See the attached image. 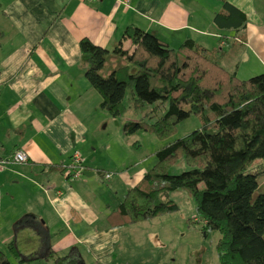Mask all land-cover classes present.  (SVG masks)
Returning <instances> with one entry per match:
<instances>
[{"label":"crops","instance_id":"0c3cea01","mask_svg":"<svg viewBox=\"0 0 264 264\" xmlns=\"http://www.w3.org/2000/svg\"><path fill=\"white\" fill-rule=\"evenodd\" d=\"M204 1L203 8L199 0H0V157L17 150L28 156L0 172V252L9 264H53L56 257H69L65 264H166L136 228L156 218L113 224L127 191L152 166L148 157L105 163L112 144L107 139L101 148L96 132L113 119L84 76L79 42L112 51L133 25L171 48L186 39L222 46L213 23L219 3ZM228 3L246 16V40L222 67L236 77L264 74V0ZM74 152L91 176L66 177ZM103 153L104 161L96 156Z\"/></svg>","mask_w":264,"mask_h":264},{"label":"trees","instance_id":"16d2710c","mask_svg":"<svg viewBox=\"0 0 264 264\" xmlns=\"http://www.w3.org/2000/svg\"><path fill=\"white\" fill-rule=\"evenodd\" d=\"M216 1L219 9L213 23L222 32L219 44L224 47L207 49L186 39L171 48L152 33L129 25L112 51L85 38L79 49L84 76L100 96V108L112 119L126 112L128 90L134 109L154 107L149 113L154 122H125L123 136L142 131L162 140L190 116L201 121L199 129L156 150L155 164L127 191L114 211L113 224L136 225L174 213L178 206L168 196L184 190L196 205L189 222L200 224L204 233L220 234L216 245L220 264H264V192L253 197L264 177V74L240 80L222 67L233 50L237 53L243 47L247 19L228 0ZM161 108L164 112L158 117ZM178 161L187 170L171 175L169 169ZM97 174L104 179L106 173ZM66 175L72 179L69 172ZM7 249L18 256L12 243ZM69 261L56 257L53 264ZM0 264H9L2 252Z\"/></svg>","mask_w":264,"mask_h":264},{"label":"rangeland","instance_id":"374dc122","mask_svg":"<svg viewBox=\"0 0 264 264\" xmlns=\"http://www.w3.org/2000/svg\"><path fill=\"white\" fill-rule=\"evenodd\" d=\"M199 4H202L204 8L206 2L199 0ZM240 76L237 77L240 80L251 78ZM124 105L126 112L121 117L113 119V122L109 120L110 123L99 126L96 132L99 135L97 141L101 148L105 149L108 144H112L113 150L111 151L113 154L110 155V159L108 157V161L105 163L113 165V167L126 160L127 164L130 161L132 164L139 158L144 159L148 157L150 168L156 162V150L184 138L201 127L200 119L190 116L186 120L179 122L175 126L173 133L162 140L158 139L153 133L142 131L132 136H123L120 130L123 123L143 122L150 124L155 120V118L149 120V113L152 112L153 106L145 104L138 109H134L129 90L126 93ZM163 112L164 109L161 108L158 117H161ZM107 139H109V143L106 145ZM134 144H139V147L135 148ZM104 155L106 154L103 153L100 156H96L104 161ZM185 170H187V167L184 162L178 161L170 167L169 173L175 175ZM113 176L115 177L116 174H113ZM262 192H264V177L259 178L258 188L253 197ZM168 198L178 206L176 212L158 217L154 220V223L136 226V228L143 232L142 235L144 234L143 244L152 248L158 246L157 250H155V256L165 258L167 260L166 264H220L216 250L220 234L217 231L204 233L201 230L200 224L189 222L196 215V205L193 199L184 190L170 193Z\"/></svg>","mask_w":264,"mask_h":264},{"label":"built area","instance_id":"2783aa9c","mask_svg":"<svg viewBox=\"0 0 264 264\" xmlns=\"http://www.w3.org/2000/svg\"><path fill=\"white\" fill-rule=\"evenodd\" d=\"M97 1V0H89ZM28 162V156L23 150L15 151L10 157L2 158L0 157V172L5 170L10 165H23ZM68 172L72 175L73 178H78L82 176L84 171L83 160L81 155L78 152H74L71 155V163L68 167ZM112 174L106 173L104 176L105 180L111 178Z\"/></svg>","mask_w":264,"mask_h":264},{"label":"water","instance_id":"95a60500","mask_svg":"<svg viewBox=\"0 0 264 264\" xmlns=\"http://www.w3.org/2000/svg\"><path fill=\"white\" fill-rule=\"evenodd\" d=\"M93 173L92 172H82V175L85 176V177H88V176H91Z\"/></svg>","mask_w":264,"mask_h":264}]
</instances>
